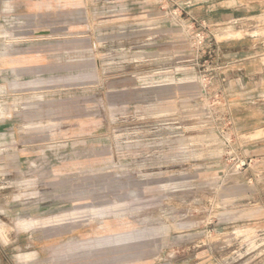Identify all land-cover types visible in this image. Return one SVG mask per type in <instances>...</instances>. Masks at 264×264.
Returning <instances> with one entry per match:
<instances>
[{
  "label": "rangeland",
  "instance_id": "obj_1",
  "mask_svg": "<svg viewBox=\"0 0 264 264\" xmlns=\"http://www.w3.org/2000/svg\"><path fill=\"white\" fill-rule=\"evenodd\" d=\"M227 1L239 16L214 25L211 0H124L117 19L77 20L117 32L77 33L58 70L0 83V117L34 158L0 171V208L22 194L43 220L1 216L0 264H264V131H242L219 64L186 28L264 36V0ZM17 37L0 35L1 55Z\"/></svg>",
  "mask_w": 264,
  "mask_h": 264
},
{
  "label": "crops",
  "instance_id": "obj_2",
  "mask_svg": "<svg viewBox=\"0 0 264 264\" xmlns=\"http://www.w3.org/2000/svg\"><path fill=\"white\" fill-rule=\"evenodd\" d=\"M233 1L237 0L227 2ZM240 1L248 3L249 6L257 3V0ZM211 3L212 8L202 16L204 23L208 19L215 20L214 25H220L223 21H234L239 16L234 6H220V0H211ZM262 3L264 6V1ZM123 8L124 0H0V35H18V39L14 40L16 50L12 53L0 54V83L6 87V83L12 82V76L58 70L64 65V61L70 62L67 56L75 53L77 33L91 34L99 28L101 33L103 29L106 30L105 33H109L110 30L118 31L113 24L95 27L89 23L84 28H79L77 20L84 19L87 23L98 18H105V21H108V18L117 19L123 15ZM220 9L228 11L220 13L218 11ZM229 34L233 35L232 32ZM20 45L28 59L22 65L16 66L10 63V58L13 54L17 55ZM218 46L219 52L214 60L220 66L221 75L224 77L222 84L226 85L227 96L233 102L230 113L244 116L242 120L239 117L237 120L238 123H242L241 128L244 133L264 131V36H260L256 42L246 37L218 40ZM14 81L16 82V79ZM242 104L245 107L238 108V105ZM4 111L5 109H0V115L1 113L4 115ZM256 120H259L258 124ZM249 122H254L256 125L246 127L245 124ZM21 135L12 129L5 116L0 117V171L16 172L32 165L34 158L23 148ZM259 142L264 149V136ZM21 195L14 199L20 203L2 205L0 220L3 215L4 218H15L20 228L22 220L31 221V225L36 227L43 220L34 213V210L29 209L31 203L24 202L31 197ZM4 237L8 238L6 232ZM17 257L20 262L27 261L26 255L22 253ZM104 261L105 259L100 258L93 264H103ZM107 262L104 263L124 264L122 261ZM68 264L87 263L84 261Z\"/></svg>",
  "mask_w": 264,
  "mask_h": 264
},
{
  "label": "built area",
  "instance_id": "obj_3",
  "mask_svg": "<svg viewBox=\"0 0 264 264\" xmlns=\"http://www.w3.org/2000/svg\"><path fill=\"white\" fill-rule=\"evenodd\" d=\"M192 22L196 20H191ZM235 21V20H234ZM187 28V34L190 38L194 39V45L196 46L198 51H203V53H209L210 58L213 60L215 59V54L211 50L207 52V49L213 44L212 41H216L215 43H218V40L215 37H211V33L206 29V26H203L202 28H196L189 30Z\"/></svg>",
  "mask_w": 264,
  "mask_h": 264
}]
</instances>
